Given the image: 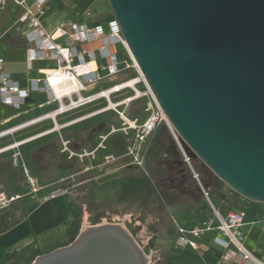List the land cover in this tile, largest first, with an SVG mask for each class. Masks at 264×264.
<instances>
[{"label":"water","instance_id":"95a60500","mask_svg":"<svg viewBox=\"0 0 264 264\" xmlns=\"http://www.w3.org/2000/svg\"><path fill=\"white\" fill-rule=\"evenodd\" d=\"M107 1L187 153L242 199L264 204V0ZM168 142L180 157L172 136ZM29 264H149V257L123 225L105 223Z\"/></svg>","mask_w":264,"mask_h":264},{"label":"rangeland","instance_id":"374dc122","mask_svg":"<svg viewBox=\"0 0 264 264\" xmlns=\"http://www.w3.org/2000/svg\"><path fill=\"white\" fill-rule=\"evenodd\" d=\"M79 2L82 9L68 16V20H85L89 10L91 19L88 22L102 24L106 28L113 18L107 0ZM83 2H88L84 9ZM18 11L14 9L12 18ZM10 26L11 23L7 24L5 29ZM16 38L6 35L0 41V55L7 63L13 62L19 68L24 49L9 53L3 49L4 46L9 47L5 40L10 39L14 45L19 41ZM115 49L125 60L121 72L93 88L92 92L138 76L133 69L126 68L129 62L123 56L121 46L117 45ZM22 73L25 80L33 77V73L26 70ZM138 89L144 91L145 87L140 84ZM132 97L134 91L126 88L112 95L111 101L117 104ZM32 100L19 110L0 104V134L14 130L0 136V195H4L0 199V226H10L22 219L43 201V196L63 192L62 196L75 206L78 213V219L70 225L76 234L74 238L90 226L121 224L143 248L149 264H168V258L178 251L174 242L177 236L174 220L183 225H197L204 218L216 223L214 209H217L210 197L222 192L217 177L196 156H191V165L198 179L181 158L182 166L174 163L168 151L171 129L167 124L151 138L146 172L132 163L128 147L133 143V132L126 134L123 131L126 126L119 113L125 112L128 118H137L142 123L147 117L144 111L146 98L135 99L113 109H109L108 101L99 99L60 115L55 118L56 122L43 119L28 125L56 108L54 105L34 113ZM17 144L13 149L2 151ZM24 168L43 188L38 198L31 193ZM226 195L227 202L220 203L223 210H243L253 216L249 201L231 190ZM15 196L20 198L10 201ZM204 202L208 203L210 210L201 214L200 207ZM259 208L264 216V204H259ZM261 240L264 241V235ZM249 242H255V236H251ZM200 255L205 257L202 252Z\"/></svg>","mask_w":264,"mask_h":264},{"label":"built area","instance_id":"2783aa9c","mask_svg":"<svg viewBox=\"0 0 264 264\" xmlns=\"http://www.w3.org/2000/svg\"><path fill=\"white\" fill-rule=\"evenodd\" d=\"M8 1L23 12L14 23L13 29L21 34L25 43L27 71H35L37 63H43L46 67L43 70L37 69L39 76L30 79L28 88L23 89L18 81L12 79L11 74L4 68V59L0 58V104L19 110L26 105L31 95L44 94L46 101L38 104L37 108L55 105L56 108L42 116L56 114L57 118L99 99L106 100L103 96L104 93L117 89V84L96 92H92V90L121 72L123 63L115 49L117 45H120L126 50L130 58L126 68L133 69L138 76L133 79L136 82L133 84V89L131 88L134 91V97L117 103L120 104L117 107L135 99H147L144 109L147 117L142 123H139L137 118H128L125 112L119 113L126 126L123 131L126 134L129 131L133 132V143L128 147V155L132 158V163L146 172L145 163L151 138L161 126L167 124L171 129V136L181 160L190 167L194 178L198 179V175L191 165V156L182 145L177 133L169 125L165 114L147 86L114 18L106 24L105 28L102 24L88 22V19H91V12L88 10L85 20H63L49 30L43 24L48 0H0V10L5 8ZM91 63L95 64L94 70H88ZM140 84L144 85V91L138 89ZM57 86L66 87L71 92L58 97L55 93ZM121 91L108 93V98ZM18 145L9 146L2 151H8ZM16 160L17 156H15V163ZM24 173L31 193L35 198H38L43 188L39 186V182L29 174L26 168H24ZM63 194V192H55L43 196L42 200L47 201ZM1 196L4 195L1 194L0 199ZM205 196L208 197L206 193ZM19 198L20 196H15L10 201ZM214 217L216 223L205 220L201 226L192 229H186L174 221L177 233L175 248H191L197 251L199 249L198 240L206 233L218 230L222 237L215 238L214 243L226 251L225 260L228 261L237 257L243 261V264H264L246 248L247 235L244 232L247 225L259 224L264 233V218L247 223L246 211H229L225 216H222L215 209Z\"/></svg>","mask_w":264,"mask_h":264},{"label":"crops","instance_id":"0c3cea01","mask_svg":"<svg viewBox=\"0 0 264 264\" xmlns=\"http://www.w3.org/2000/svg\"><path fill=\"white\" fill-rule=\"evenodd\" d=\"M87 3H82L83 9L86 7V5H88ZM14 9L18 10L19 8L16 7L12 2L8 1L5 8L0 10V41L6 35L11 38L17 37L19 40L17 44H20L21 46H18L17 44L12 45L10 39H8L5 40V44H8L9 47L7 48L4 46L3 49L9 53L15 51L16 49L22 48L24 49L23 59L20 60V64H18L20 67L18 68L17 64L14 65L13 62L7 63L3 56L1 57L0 55V58L4 59V68L11 74L12 79L18 81L21 88L25 89L28 88L30 79L39 76L37 69L43 70L46 65L43 63H37L36 70L30 72L33 73V77L28 80L24 79L22 72L25 70L26 72H29L27 71L25 64V43L23 42L21 34L13 29L14 23L16 20H18L23 12L21 9H19L16 15L17 17L15 16V18H12V12ZM77 9H82L79 0H48L47 11L45 17L43 18V24L45 27L51 30L59 22L68 20L67 17L76 12ZM61 12L63 14L60 17ZM9 23H11V26L5 29L6 25ZM31 99H34L32 101L35 105L42 104L46 101L44 94H33L30 97V100ZM69 203L70 202L65 196H59L47 201H41L30 211H28L17 225L12 224L7 226V230L0 232V263L29 264L33 262L36 257L51 252L52 250L67 244L69 240L72 239L68 236L67 230L71 228L70 225L74 220ZM252 212V217H250L247 213V223L264 218L260 212L255 213L253 210ZM255 214L256 218H254ZM204 220L207 219L204 218L197 225L193 223H185L183 225L181 222H179V224L186 229H192L201 226ZM5 227L6 226H0V229ZM244 232L247 235V239L245 241L246 248L264 262V241L261 240V237L264 235V233L261 230V225H247L244 228ZM251 236H255V242L248 243V240ZM220 237H222L220 231H210L206 233L200 240H198L199 249L197 251L192 250L191 248L177 249V253L170 256L167 262L169 264V262L172 260V264H243V261L237 257H233L228 261L224 259L226 251L214 243V239ZM200 252L205 254L204 258L201 257ZM5 254L15 255L6 263H3L5 260Z\"/></svg>","mask_w":264,"mask_h":264},{"label":"trees","instance_id":"16d2710c","mask_svg":"<svg viewBox=\"0 0 264 264\" xmlns=\"http://www.w3.org/2000/svg\"><path fill=\"white\" fill-rule=\"evenodd\" d=\"M15 30V29H14ZM18 46H21L20 44H17ZM121 48H122V54H123V56L127 59V61L128 62H130V58H129V56H128V54H127V52H126V50L121 46ZM117 53H118V57H119V59L122 61V63H124L125 62V60H123L121 57H122V55H120V53L117 51ZM135 78V77H134ZM133 79V78H132ZM109 87H111V86H109ZM109 87H107V88H109ZM106 88V89H107ZM168 151H170L169 150V144H168ZM216 181L219 183V187L221 188V190H222V192L220 193V194H214L213 195V197H210L211 198V200L213 201V204H214V206H215V208L217 209V211L222 215V216H225L229 211H225V210H223L221 207H220V203H225V202H227V200H228V198H227V192H229L230 191V189L227 187V186H225L218 178L216 179ZM250 204H251V208H252V210L256 213V212H260V208H259V204H255V203H251L250 202ZM69 207H70V210H71V213H72V215H73V221H76L77 219H78V213H77V210H76V208H75V206L72 204V203H69ZM208 210H210V207H209V205H208V203L207 202H204L202 205H201V207H200V213L201 214H204L206 211H208ZM254 218H256V214L254 215ZM21 221V219L20 220H18L17 222H15L13 225H17L19 222ZM8 229V227L6 226L5 228H3V229H0V232H4L5 230H7ZM67 234H68V236L70 237V238H73L76 234L75 233H73V231H72V229L71 228H69L68 230H67ZM65 245H67V244H65ZM65 245H62V246H65ZM61 246V247H62ZM14 255L15 254H5V260L3 261V263H6L8 260H10L12 257H14ZM170 261V260H169ZM173 263V261L171 260V262H169V264H172ZM1 264V263H0Z\"/></svg>","mask_w":264,"mask_h":264},{"label":"bare ground","instance_id":"6f19581e","mask_svg":"<svg viewBox=\"0 0 264 264\" xmlns=\"http://www.w3.org/2000/svg\"><path fill=\"white\" fill-rule=\"evenodd\" d=\"M136 64H137V63H136ZM94 69H95V64H94V63H91V64L88 66V70H94ZM135 82H136V81H133V79L128 80V81H126V82H124V83L117 84V89L104 93L103 96H105L106 100L108 101V103H109V105H110L109 109L117 108V106L120 105V104H114V103L111 101V98H110V97L108 98V93H110V92L121 91V90L126 89V88H132V89H133V84H134ZM72 87H73V89H75L74 86H72ZM75 90H76V89H75ZM70 92H71V91H69V89L66 88V87H58V86L55 87V93H56V95H57L58 97H61V96H63L64 94H68V93H70ZM55 118H56V114H50V115H47V116H41V117H39L38 119H35V120H33V121H31L30 123H27V124L30 125V124H33V123H37V122H39L40 120H43V119H52V120H55ZM28 125H27V126H28ZM13 131H14V130L12 129V130H10V131L4 132V133L0 134V136L6 135V134L11 133V132H13ZM16 131H17V130H16Z\"/></svg>","mask_w":264,"mask_h":264},{"label":"flooded vegetation","instance_id":"af4514ba","mask_svg":"<svg viewBox=\"0 0 264 264\" xmlns=\"http://www.w3.org/2000/svg\"><path fill=\"white\" fill-rule=\"evenodd\" d=\"M29 100H30V98L27 100V102H26V104L29 102ZM47 107H43V108H37V105H35V108L33 109V112L35 113V112H37V111H39V110H42V109H46ZM169 156L172 158V159H174V163L177 165V166H182V163H181V161H180V157H177V156H172V152L170 151L169 152Z\"/></svg>","mask_w":264,"mask_h":264}]
</instances>
